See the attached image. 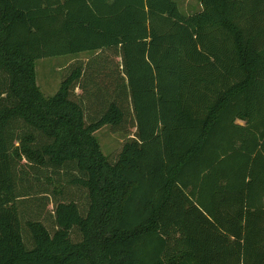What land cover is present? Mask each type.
<instances>
[{"label":"trees","instance_id":"1","mask_svg":"<svg viewBox=\"0 0 264 264\" xmlns=\"http://www.w3.org/2000/svg\"><path fill=\"white\" fill-rule=\"evenodd\" d=\"M197 1L0 0V264H264V0Z\"/></svg>","mask_w":264,"mask_h":264},{"label":"rangeland","instance_id":"2","mask_svg":"<svg viewBox=\"0 0 264 264\" xmlns=\"http://www.w3.org/2000/svg\"><path fill=\"white\" fill-rule=\"evenodd\" d=\"M179 8V11L182 14H186L183 9H187L188 7L182 6L183 0H174ZM197 0H191L190 5L193 7V11H195V5ZM89 53H77L59 57H51V58H41L35 62V73H36V84L39 87L41 93L45 97L53 96L58 89L60 88L61 83V75L63 69L71 62L78 59H86L89 57ZM94 136L99 142L102 153L107 156L110 155L113 151H115L120 143L123 141L124 136L120 133H112L109 125H105L98 129Z\"/></svg>","mask_w":264,"mask_h":264},{"label":"crops","instance_id":"3","mask_svg":"<svg viewBox=\"0 0 264 264\" xmlns=\"http://www.w3.org/2000/svg\"><path fill=\"white\" fill-rule=\"evenodd\" d=\"M190 1L191 0H183V1H181L182 2V6H185L186 5V7H188V5H189V7H188V10L187 9H183L185 12H186V14H192V13H194L195 11L197 12V11H200L201 10V5H200V3L197 1L196 2V5H195V11H193V7L190 5Z\"/></svg>","mask_w":264,"mask_h":264}]
</instances>
